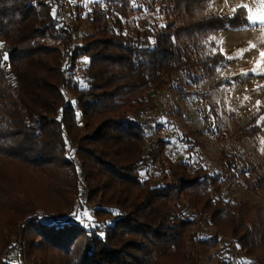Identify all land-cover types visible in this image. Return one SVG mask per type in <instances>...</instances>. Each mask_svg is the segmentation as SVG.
I'll list each match as a JSON object with an SVG mask.
<instances>
[{"label":"trees","instance_id":"16d2710c","mask_svg":"<svg viewBox=\"0 0 264 264\" xmlns=\"http://www.w3.org/2000/svg\"><path fill=\"white\" fill-rule=\"evenodd\" d=\"M209 2L96 0L84 17L79 3L60 15V0H0V56L9 55L7 70L0 59V166L13 162L39 172L50 180L49 196L74 202L76 215L78 203L93 206L96 215L93 230L81 222L35 227L39 244L71 253L74 242L82 240L74 264H199L212 258L220 246L215 238L223 236L235 241L252 264H263L264 221L244 215L245 203L225 199L223 169L214 174L196 164L201 160L194 152L170 160L163 137L145 142L150 138L145 124L153 122L147 115L159 106L155 94L178 73L198 82V67L215 73L224 60L219 54L204 60L201 40L218 30L247 28L238 18L242 9L237 18L197 20ZM145 10L156 18L141 30L135 18ZM143 33L152 39L146 47ZM183 40L189 43L185 48ZM9 78L15 92L8 91ZM133 115L145 117L144 123ZM228 158V170L245 166L241 175L249 190L264 187L260 168L238 155ZM143 159L158 163L170 182L154 188L152 181H143L138 169ZM179 206L195 215L185 217ZM31 214L33 208L27 207L17 217ZM205 223L219 235L201 239ZM9 227L13 237L18 235L15 225Z\"/></svg>","mask_w":264,"mask_h":264},{"label":"rangeland","instance_id":"374dc122","mask_svg":"<svg viewBox=\"0 0 264 264\" xmlns=\"http://www.w3.org/2000/svg\"><path fill=\"white\" fill-rule=\"evenodd\" d=\"M60 1L63 5L60 15L74 11L75 5L79 3L85 8L84 17L96 2V0ZM241 3H247L253 15L264 14V6L261 5L260 0H227V3L225 0H210L198 13L197 20L210 16H233L231 9ZM153 18L156 16L145 10L135 18L136 25L141 30L146 29L150 27ZM133 28L134 26L131 27ZM82 30L87 31V26ZM142 38L145 47L152 40L151 38L147 40L144 33ZM0 44L4 45L2 41ZM180 45L185 48L189 43L183 40L180 41ZM199 45L204 60L208 57L213 58L217 54L222 55L224 60L219 63L215 73H206L198 67L195 77L198 82L178 73L172 83L155 94L159 106L156 112L147 115L153 122L150 125L145 124L150 131V138L145 142L150 145V139L157 140L163 137L169 143L165 148L164 156L170 160H184L194 152L195 159L201 160L200 163L195 161L196 164L207 167L214 174L223 169L227 175L225 182L227 186L222 187L228 188L225 199L229 200V203H245L248 208L243 211L244 215L250 214L254 221H264V187L256 191L247 188L246 181L241 175V171L245 170L242 163L238 164L237 171L227 168L230 163L228 157L238 155L246 159L250 165L260 168L264 175V144L261 143L264 141V120H260V117L264 116V75L252 72L257 61H261V71L264 72V60L260 57V53L264 51V27L218 30L208 38H203ZM250 45L255 47L250 48ZM240 50H244L243 56H239ZM3 67L5 70L8 69L7 61L3 62ZM8 85V91L15 92L16 84L12 78L8 79ZM186 92L188 94L184 96ZM15 99L16 95L6 102L9 104ZM132 118L140 123H144L145 119L137 115H133ZM251 129L254 132L250 133ZM157 148L160 149V146ZM74 154L73 151L71 155ZM143 160L138 168L143 181H152L154 188L161 186L163 181L170 182L168 172H163L158 163ZM3 163V166H0V264H74L77 254L83 247L82 240L74 242L71 253L56 251L44 243H38V232L35 227L81 222L87 229L93 230L96 224L94 207L89 205L85 208L78 203L81 211L76 215L73 212L75 207L72 208L74 202L68 205L61 199L51 197V194L49 196L50 186L47 181L50 180L45 176L24 165L13 162ZM59 173L60 171L52 174L51 177H57ZM72 176V180L76 181L73 172ZM27 198L29 200L25 201ZM27 207L33 208V214L29 217L25 215L17 217V213ZM178 209L182 215L186 214L185 217L195 215L184 206H179ZM85 212L87 216L84 215ZM115 213L121 215L123 212L115 209ZM56 214H67V216L61 219L52 217ZM9 224L15 225L18 235L12 236ZM6 225L8 227L4 229ZM220 226H223L222 221ZM249 227L254 228V226ZM262 230L264 231V224ZM218 235L217 229L209 228L206 223L199 234L201 239ZM215 239L220 246L212 250L210 260L201 259L202 262L199 264H217L224 260H230L231 264L252 262L240 253V247H237L235 241L223 236ZM5 242L10 244L12 249L10 245L6 248ZM261 256L264 264V253Z\"/></svg>","mask_w":264,"mask_h":264},{"label":"snow or ice","instance_id":"6c2138e0","mask_svg":"<svg viewBox=\"0 0 264 264\" xmlns=\"http://www.w3.org/2000/svg\"><path fill=\"white\" fill-rule=\"evenodd\" d=\"M70 2H73V0H70ZM225 2L227 3V0H225ZM133 3H135V0H133ZM260 3L262 6H264V0H260ZM238 9L245 10L243 13H240L239 17H238L244 21H247L245 27H252L253 29H255L256 26L264 27V14L253 15L252 9L249 7V5L247 3H241V4H238L235 8L231 9V11L233 13V18H237ZM53 16L55 18V10H53ZM2 47H3V45L0 44V48H2ZM251 47H255V45H250V48ZM213 51H215V50H213ZM243 52H244V50H240L239 56H243ZM260 57L262 58V60H264V51H262L260 53ZM0 59H2L3 61H7L9 59L8 53L4 52L3 55L0 56ZM229 59H233V57H229ZM0 66H2V65H0ZM252 72L254 74L264 75V72L261 71V61H257L256 65L252 69ZM244 74L247 75V73H244ZM246 99H247V97H246ZM257 103L259 105V102H257ZM260 120H264V116L260 117ZM260 120H258L257 123H259ZM213 127H215V124H213ZM261 143L264 144V141H261ZM233 171H235V169H233ZM84 215L87 216V213L85 212ZM89 219H90V217H89ZM237 247H239V245H237ZM244 264H252V262L251 261H244Z\"/></svg>","mask_w":264,"mask_h":264}]
</instances>
